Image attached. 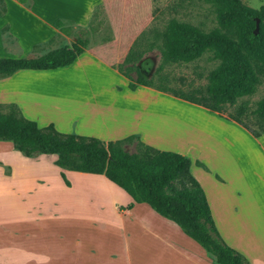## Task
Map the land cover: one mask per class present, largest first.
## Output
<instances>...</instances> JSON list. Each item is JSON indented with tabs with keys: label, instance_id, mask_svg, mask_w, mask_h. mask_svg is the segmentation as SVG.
<instances>
[{
	"label": "crops",
	"instance_id": "obj_1",
	"mask_svg": "<svg viewBox=\"0 0 264 264\" xmlns=\"http://www.w3.org/2000/svg\"><path fill=\"white\" fill-rule=\"evenodd\" d=\"M12 1L17 16L10 18L5 4V12L1 14L4 24L0 29V44L5 52L11 49L21 53L48 45L59 35L66 37L55 26L57 20L84 28L89 24L97 6H104L108 12V9L119 4V8H122L121 17L118 18L115 14L109 18L114 33L111 40L97 46L88 45L83 55L71 66L75 67L91 57L114 68L116 73H119V68L142 27L139 28L141 21L126 15V1L142 6L145 10L143 18L148 17L147 13L152 11L151 0ZM16 23L21 29L15 27ZM25 33H30L34 38L26 40ZM5 35L13 43H7ZM140 89L153 92L149 87L143 86L132 92ZM178 101L183 104H175L173 107H179L176 110L183 114L180 117L177 115L175 121L173 118V134L171 130L169 139H154L158 135L153 133L152 126H148L153 122L152 116L148 114L136 117L132 128L113 123L109 129L104 124L106 133L104 131L100 137L92 130L83 135L97 137L104 142L135 135L145 145L189 157L192 162L191 174L205 194L214 225L225 244L242 253L251 264H264V133L255 138L223 115L181 99ZM4 102L8 103L0 101ZM184 105H188V111H185ZM114 110L119 115L129 111ZM168 116L161 114L158 117H161L162 122ZM143 120L146 125L141 124ZM167 120L164 121V127L167 126ZM51 124L57 131L61 130L57 123ZM64 173L68 175L65 170ZM12 180L9 177L0 179V183L4 185L2 194L21 200L19 216L49 217L54 221L63 215L62 221L69 224L72 215L93 212L91 216L85 217L87 225L83 233H93L94 236L77 237L69 253L67 247L63 253L52 255L51 248L48 247L49 253L46 250L41 253L39 263L57 264V259H62L61 264H214L211 257L206 254L202 256L199 251L197 255H192L194 252L191 251L188 253L185 248L186 235L175 223L155 212L154 214L146 204L134 203L129 195L121 196L113 192L76 194L68 179L70 186L62 179H43L37 181L34 187H26L27 184L23 183V188L10 187ZM41 225L46 229H52V226L55 228V224L51 223ZM67 228L65 227L66 230ZM59 237L61 240L64 238L62 231ZM5 252L0 250V264L9 263V255ZM47 254L50 256H45Z\"/></svg>",
	"mask_w": 264,
	"mask_h": 264
},
{
	"label": "trees",
	"instance_id": "obj_2",
	"mask_svg": "<svg viewBox=\"0 0 264 264\" xmlns=\"http://www.w3.org/2000/svg\"><path fill=\"white\" fill-rule=\"evenodd\" d=\"M193 1L180 0L177 6ZM200 1L213 7L217 27L206 32L174 16L167 19L168 9L158 8L151 25L133 42L119 73L128 80L131 91L140 86L153 88L219 115L226 112V106L234 107L225 117L258 138L264 133V97L253 111L248 110L246 102L236 104L238 99L254 94L264 76V5L255 10L241 0ZM175 7L171 8L174 14ZM100 10L101 5L95 8L91 21ZM4 12L3 7L0 15ZM256 18L259 31L254 35ZM101 23L98 21L97 25ZM55 26L64 32L62 20H57ZM110 40L108 37L106 42ZM88 45V40L79 35L70 45L36 58H0V78L11 77L21 70L71 67ZM154 50L159 53L161 64L153 77H147L137 63ZM206 53L219 63L208 72L204 87L187 92L174 90L166 84V77L160 76L165 66L190 64ZM129 71L136 74L135 79ZM154 76H159L158 82ZM0 141L11 143L27 158L55 155L54 164L62 170L104 176L134 203L146 204L159 216L175 223L209 254L214 264H251L242 253L226 245L218 233L205 194L191 174L192 162L187 156L145 145L135 135L104 142L90 136L61 133L53 124L39 127L26 119L15 104H0ZM132 142L136 143V152L128 153L124 145ZM60 176L69 186L63 172Z\"/></svg>",
	"mask_w": 264,
	"mask_h": 264
},
{
	"label": "rangeland",
	"instance_id": "obj_3",
	"mask_svg": "<svg viewBox=\"0 0 264 264\" xmlns=\"http://www.w3.org/2000/svg\"><path fill=\"white\" fill-rule=\"evenodd\" d=\"M179 2L180 0H151L152 11L147 13L148 17L143 18L145 10L142 6L126 1L128 8L125 13L141 21L142 24L139 26V28L142 26L140 28L141 32L151 25L158 14V8L168 9L165 15L167 19L174 16L178 20L188 22L206 32L217 27L214 9L209 4L194 0L192 3L177 6ZM241 2L255 10L264 5V0H241ZM5 4L10 12V18H15L17 10H15L13 1L1 0L0 9ZM173 6H176V14L171 11ZM119 7L118 4L108 9L107 12V9L102 6L98 17L92 19L93 21L90 20L89 27L82 28L73 25V23L64 22L63 34L66 32V37L59 35L48 45L37 47L30 52L27 50L21 53L18 50L11 51V49L5 52L0 44V58H36L47 51L72 43L79 35L88 40L89 46L103 44L108 37H113L114 33L109 18L115 14L118 18L121 17L122 8ZM98 21L102 22L99 26L97 25ZM3 24L4 17L0 15V29H2ZM15 27L20 28L21 26L16 23ZM24 36L28 41L34 38L30 33H25ZM5 38L7 43H13L12 40L7 39V35H5ZM218 63L219 61H214L211 55L206 53L199 60L190 64L165 66L160 76L166 77V84L174 90L187 92L191 88L204 87L207 83L206 76L208 72L214 69ZM160 64L161 59L156 50L147 53L137 63L140 70L147 77H153L156 68ZM129 75L132 79L136 78V74L132 71H129ZM154 77L155 82H158L159 76ZM150 89L153 92L140 89V91L133 93L128 89V80L123 75L116 73L114 68L109 67L104 62L88 57L75 67L59 68L52 71H19L13 78H3L2 80L0 78V101L8 102L0 104L16 103L15 105L21 108L22 115L26 119L36 122L39 127H45L55 122L58 128L61 129L59 132L80 136H86L83 134H88L92 130L100 137L104 131V134L106 133L104 124L109 129L113 123L122 126L125 124L127 128H132L135 125L136 117L148 114L153 118V122L148 126H152L153 133L158 135L154 139L157 141H161L162 138L169 139L171 130L173 134V118H175V121L177 115L180 117V114H183L181 111L176 110L179 107L174 108L173 105L181 106L183 103L167 93L159 92L153 88ZM263 97L264 76L260 78V83L254 94L238 99L236 105L246 102L248 110L253 111L256 103ZM187 106L184 105L185 111L189 110ZM114 109L119 111L126 109L130 112H122L119 115ZM233 110L234 107L226 106V112L223 116H227ZM161 114H168L169 116L161 122V117H158ZM165 120H167L166 127L163 126ZM94 122L96 123L94 124ZM248 122L253 128L254 125L251 121ZM141 124L146 125V122L143 120ZM91 126H93V129ZM135 144V142L125 144L124 149L128 153H134L136 152ZM55 160V155H39L34 158H27L15 150L11 143L0 141V179L3 177L13 179L10 181V187L23 188V183L27 184L26 187H34L37 181L43 179L61 180L60 173H64V170H59V167L54 164ZM67 174L64 173L66 180H70L71 188L76 194L113 192L117 195L127 196L123 190L111 185L103 176L72 171H67ZM2 187L4 185L0 183V250L6 251L5 253H8L10 258L9 263L3 264H42L39 263L41 261L39 256L45 250L49 253L48 247L51 248L50 253L52 255L63 253L67 247H69L67 251L69 253L77 237L94 236L93 233H83V229L87 225L85 217L91 216L92 211L90 213H87V211L85 213L78 212L72 215L69 224L62 221L63 215L56 220L54 219V221L53 218L49 217L19 216L21 200L12 195L7 197L2 194ZM93 215L96 216L95 213ZM43 223L55 224V228L53 229L52 226V229H46L42 227L41 224ZM62 226H64V229H61ZM65 227H68V230ZM71 228H73V231H71ZM61 231L64 234L62 240L59 237ZM185 238L187 242L185 248L188 253L191 251L194 252L192 255L195 253L197 255L199 251L198 253L202 256L205 254L209 256L193 240L186 236ZM57 260V264H61L63 261L62 259ZM75 260H77L76 257Z\"/></svg>",
	"mask_w": 264,
	"mask_h": 264
},
{
	"label": "water",
	"instance_id": "obj_4",
	"mask_svg": "<svg viewBox=\"0 0 264 264\" xmlns=\"http://www.w3.org/2000/svg\"><path fill=\"white\" fill-rule=\"evenodd\" d=\"M259 31V20L256 18L255 20V29H254V35H256Z\"/></svg>",
	"mask_w": 264,
	"mask_h": 264
}]
</instances>
